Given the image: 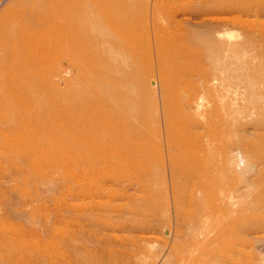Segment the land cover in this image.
<instances>
[{
    "label": "rangeland",
    "instance_id": "rangeland-1",
    "mask_svg": "<svg viewBox=\"0 0 264 264\" xmlns=\"http://www.w3.org/2000/svg\"><path fill=\"white\" fill-rule=\"evenodd\" d=\"M113 1L101 95L58 46L0 76V264H264V0ZM69 95L115 123L64 126Z\"/></svg>",
    "mask_w": 264,
    "mask_h": 264
},
{
    "label": "bare ground",
    "instance_id": "bare-ground-1",
    "mask_svg": "<svg viewBox=\"0 0 264 264\" xmlns=\"http://www.w3.org/2000/svg\"><path fill=\"white\" fill-rule=\"evenodd\" d=\"M92 2L94 5V8H95L96 17L98 18V20L105 21L106 25L109 27V29L112 32L116 31L117 33H120V34H126V35L129 34V32L131 31L129 29L133 25V24L131 25L129 23L132 20V18L130 21L127 19L128 22L125 20H124L125 22H123V19L119 20L120 18H118V17L120 15L118 17L115 16L116 14H115V9H114V4L116 2H114L113 0H92ZM116 5H117V3H116ZM127 5H129V4H127ZM155 5H157V4H155ZM84 7H85V0H12L10 4H8L5 8L0 10V76L3 78L5 77L4 78V79H6L5 82L7 81L9 85L13 84L17 88H19L21 91H23L24 90V89H22L23 85H24L23 82L32 79V77L34 76L33 72L31 73L32 60H34V59L39 60L41 58L39 55V52H44V50H46L47 48H56L58 46L59 48L67 49V51L68 50H70L71 52L73 51V53L78 52L77 54H79L78 56H80V58H85L87 60V62L89 63L90 69L87 68L88 71H86V72H88L90 75L92 73L95 76V78L93 79V82H92V83H94V81H95V85H93V91H95L97 88L98 92H100V95H101L104 92V88L106 86L103 85L104 82H103V84H101L100 81H99V83L97 82V80L100 78H99V74H95V71L98 68V62L101 59V53L94 49V45L96 43H98V41H97L96 36H94V38L92 37L94 35V34L93 35L91 34L92 28L91 27L89 28L86 24V21L84 18ZM115 8L117 9L118 7L116 6ZM232 11L231 12L229 11V13H232ZM122 16H125V15H122ZM115 17H117L118 19ZM116 19L119 20L118 21L119 23L116 22ZM154 26H156V30H155L156 34L162 38L163 35H161V34L165 33L166 31L164 32L163 28L160 27L159 24L158 25L154 24ZM169 28L171 29L172 27H169ZM132 36L133 35L131 33L129 35V37L132 38ZM132 40H134V39H132ZM161 42H163V41H161ZM74 51H76V52H74ZM101 64H102V62H101ZM84 76H86V75H84ZM30 82H31V80H30ZM101 82H102V80H101ZM1 83L2 82L0 81V85H1ZM28 84H30V83H27V86H28ZM25 86H26V84L24 85V88H25ZM69 96H70V99L73 101L72 102L73 104H68L70 106H68V105L65 106V104L63 105V106H65L64 107L65 108V114L63 112V115H65L64 116L65 118L64 119L62 118L63 120H61V121L59 120V122H62L64 126H74V124H77V127L79 126L78 129H81V126L78 123H76V121H78V119H79V123L83 124V126H86V125H89V126H99V125L107 126L111 122L115 123L114 120L110 119L112 116H110L109 114H107L109 116H106V114H105V116L104 115H98L95 113V111H94L93 115L90 114L91 117H89L87 115V117H89V118L84 116V119H83L81 117V115H79V113H81V111L78 112V110H77L79 108H77V109L75 108L76 102L74 100H76V99L74 98V96H71V95H69ZM86 98L87 97H85V99ZM95 99H93V100H95ZM18 100L20 102L21 99H18ZM86 103H87V101H86ZM91 103H90V105H91ZM93 104H94V102H93ZM99 104H101V103H99ZM73 106H75V107H73ZM87 106H88V104H87ZM71 107L75 108L74 110L77 113V114L76 113L75 114L78 116V118H76V115H75V117L72 115L73 113H72ZM79 107H80V105H79ZM69 108H71V109H69ZM89 108H90V106H89ZM93 108H94V106H93ZM97 109H98V107H97ZM97 109H96V112H97ZM101 109H102V107H101ZM101 109H99V110L101 111ZM18 110H19V107H18ZM70 110H71V112H69ZM100 111H98V112H100ZM28 113H29V111L27 112V114ZM86 114H87V112H86ZM102 114H104V113H102ZM1 115H2V113H1ZM3 121H4V119H3ZM22 121H23V119H22ZM86 127H88V126H86ZM122 130L123 129H121V131ZM125 131H127V130H123L124 133H125ZM119 135L120 134L118 131V136ZM125 136H126V134H125ZM125 136H124V138H125ZM89 140H91V139H89ZM92 141H94V138H92ZM125 150H126V148H125ZM114 153L111 152L110 155H112ZM130 257L134 258L137 256H135V254H134V256L130 255ZM130 257H129V259H130ZM130 261H129V263H131V264H137L138 263L137 262L138 259H136V260L130 259Z\"/></svg>",
    "mask_w": 264,
    "mask_h": 264
}]
</instances>
